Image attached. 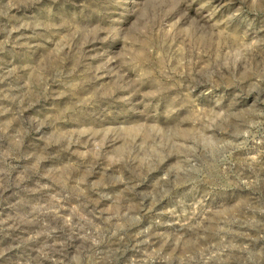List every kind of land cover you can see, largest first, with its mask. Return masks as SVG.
Wrapping results in <instances>:
<instances>
[{"label": "rangeland", "instance_id": "obj_1", "mask_svg": "<svg viewBox=\"0 0 264 264\" xmlns=\"http://www.w3.org/2000/svg\"><path fill=\"white\" fill-rule=\"evenodd\" d=\"M0 264H264V0H0Z\"/></svg>", "mask_w": 264, "mask_h": 264}]
</instances>
